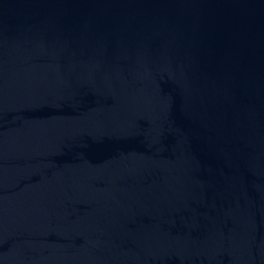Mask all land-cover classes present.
Wrapping results in <instances>:
<instances>
[{"label": "water", "instance_id": "obj_1", "mask_svg": "<svg viewBox=\"0 0 264 264\" xmlns=\"http://www.w3.org/2000/svg\"><path fill=\"white\" fill-rule=\"evenodd\" d=\"M0 264H264V0H0Z\"/></svg>", "mask_w": 264, "mask_h": 264}]
</instances>
